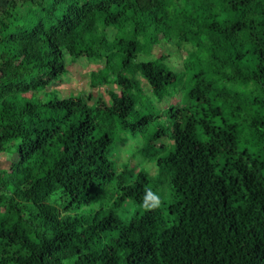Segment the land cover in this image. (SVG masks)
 Here are the masks:
<instances>
[{
	"label": "trees",
	"instance_id": "1",
	"mask_svg": "<svg viewBox=\"0 0 264 264\" xmlns=\"http://www.w3.org/2000/svg\"><path fill=\"white\" fill-rule=\"evenodd\" d=\"M65 52L120 96L36 99ZM175 94L166 125L131 120ZM125 133L144 149L120 165ZM2 153L0 264H264V0H0Z\"/></svg>",
	"mask_w": 264,
	"mask_h": 264
},
{
	"label": "rangeland",
	"instance_id": "2",
	"mask_svg": "<svg viewBox=\"0 0 264 264\" xmlns=\"http://www.w3.org/2000/svg\"><path fill=\"white\" fill-rule=\"evenodd\" d=\"M113 31L110 29H106L105 32L108 34V32ZM154 55L159 57L160 61H164L165 63L172 65L176 71L179 69H182V72L185 71L183 67L184 63V56H186V48L185 47H178L175 44L168 42L161 39L159 45L154 49L153 51ZM144 55L140 56V59H145ZM65 63L67 72L63 75L62 80L59 83H55L52 86H50L49 89L46 90V94L44 92H40L36 99H42L45 97H64L68 96L70 94H79L84 93L88 94L91 93L92 99L90 100L91 103L94 105L98 99L102 98L104 101H108L110 98H112V93L116 94L117 96H120L121 89L119 86L114 85L112 87V90L109 91L105 87H97V88H91L89 83L90 78V70L93 67L85 58H78L73 60L71 55L65 52ZM142 86L144 89H147L146 83L142 80ZM28 97V96H27ZM39 97V98H38ZM183 99L180 95L175 94L172 97H168L165 99V101L161 103H157L153 98H144L141 99L136 106L135 113L133 117H131V120H135L137 116H140L142 114H145L147 112H150L152 114L157 115L159 122L166 125L167 124V118L165 116V111L170 105H180L182 104ZM90 104V103H89ZM146 107H149V109H146ZM122 137L125 138V140H119V144H117L116 148V154L118 157H120V160L122 163L127 162L126 158L129 157V154L136 156L137 150L143 148L144 142L140 138V136H133L131 133H125L122 134ZM144 149V148H143ZM126 153V154H125ZM16 154V153H15ZM13 155L11 153L0 154V168L1 169H7L15 160L16 155ZM133 157V158H134ZM139 160V161H137ZM137 164L139 163L140 166L143 168L149 169L152 164H150L149 160L146 159L144 156H137L136 158ZM133 207V208H132ZM137 207L138 213H142L145 211L146 207L144 206H138V205H132L131 207L124 206L123 209L120 211V216L128 218L130 217L133 212H135ZM90 212V209L88 207H82L79 210L75 209L72 213H86ZM66 264H72V263H66Z\"/></svg>",
	"mask_w": 264,
	"mask_h": 264
}]
</instances>
